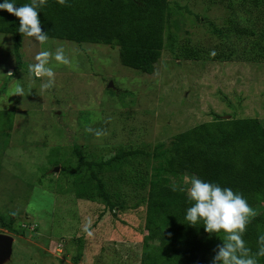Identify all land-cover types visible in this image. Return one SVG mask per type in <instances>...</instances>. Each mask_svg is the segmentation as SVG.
<instances>
[{
  "label": "rangeland",
  "instance_id": "374dc122",
  "mask_svg": "<svg viewBox=\"0 0 264 264\" xmlns=\"http://www.w3.org/2000/svg\"><path fill=\"white\" fill-rule=\"evenodd\" d=\"M169 4L174 47L165 45L152 75L123 66L117 47L26 37L17 56L13 37L0 34V218L14 229L0 222V234L14 238L6 264H140L155 147L218 117L257 118L264 126V59L253 62L251 51L264 46V5ZM57 48L70 63L49 57L54 84L41 91L47 77L29 65L42 49ZM18 85L23 96L11 94ZM75 147L89 160L138 152L103 173L105 180L121 176L113 213L76 197L74 177L65 175L76 166ZM191 178L171 184L187 192Z\"/></svg>",
  "mask_w": 264,
  "mask_h": 264
},
{
  "label": "trees",
  "instance_id": "16d2710c",
  "mask_svg": "<svg viewBox=\"0 0 264 264\" xmlns=\"http://www.w3.org/2000/svg\"><path fill=\"white\" fill-rule=\"evenodd\" d=\"M249 1L255 7L264 5V0ZM32 2L15 0L16 6ZM35 3L40 5V0ZM38 11L42 31L49 39L117 47L123 66L147 75L155 72L165 45L174 47L169 34V0H45ZM18 27V18L0 11V34L13 37L17 56L27 37ZM234 31L254 35L242 27ZM214 33L224 36L221 30ZM251 51L253 62L259 56L264 59L263 45ZM137 153L120 150L111 159L89 160L75 147L76 166L65 175H73L78 199L100 201L113 213L121 202V176L105 180L103 173L110 174L121 160ZM151 157L140 264H211L217 246L226 240L222 231L209 234L202 223L190 226L184 220L192 202L171 179L185 175L239 191L252 209L263 205L260 213L250 218L244 234L248 247L256 250L257 236L264 232V126L259 119L215 118L159 143ZM0 222L14 230L1 218ZM259 264H264V257L259 258Z\"/></svg>",
  "mask_w": 264,
  "mask_h": 264
},
{
  "label": "clouds",
  "instance_id": "9594fccd",
  "mask_svg": "<svg viewBox=\"0 0 264 264\" xmlns=\"http://www.w3.org/2000/svg\"><path fill=\"white\" fill-rule=\"evenodd\" d=\"M44 2L45 0H40V5H37L33 0L32 3L16 6L15 0H0V11H6L18 18L19 33L34 37L36 41L44 44L49 37L42 31L38 11V7ZM49 57L60 64L70 63L62 48H57L54 52L47 49L39 51L34 58L36 62L29 65V71L36 77H47V81L41 85V91L53 87L54 84V72L48 66ZM11 94L23 96L24 89L18 85ZM87 131L91 132L93 129L89 128ZM94 134L99 137L102 132L96 130ZM187 197L192 202L184 215L188 225L202 223L206 233L216 234L222 231L226 234V240L217 246L211 264H259V258L264 257V232L258 234L257 248L253 251L248 247L244 234L250 217L255 213L239 191L193 176Z\"/></svg>",
  "mask_w": 264,
  "mask_h": 264
},
{
  "label": "water",
  "instance_id": "95a60500",
  "mask_svg": "<svg viewBox=\"0 0 264 264\" xmlns=\"http://www.w3.org/2000/svg\"><path fill=\"white\" fill-rule=\"evenodd\" d=\"M112 87V83L109 85ZM14 238L10 235L0 234V264H6L11 259Z\"/></svg>",
  "mask_w": 264,
  "mask_h": 264
}]
</instances>
